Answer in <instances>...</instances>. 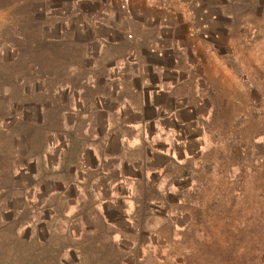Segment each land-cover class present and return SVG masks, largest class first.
Wrapping results in <instances>:
<instances>
[{
  "label": "rangeland",
  "instance_id": "1",
  "mask_svg": "<svg viewBox=\"0 0 264 264\" xmlns=\"http://www.w3.org/2000/svg\"><path fill=\"white\" fill-rule=\"evenodd\" d=\"M198 1L197 54L216 46L222 74L166 129L158 113L112 112L174 152L115 183L93 153L97 109L124 100L119 73L134 71L103 40L130 35L137 3L0 0V264H264V0Z\"/></svg>",
  "mask_w": 264,
  "mask_h": 264
},
{
  "label": "crops",
  "instance_id": "2",
  "mask_svg": "<svg viewBox=\"0 0 264 264\" xmlns=\"http://www.w3.org/2000/svg\"><path fill=\"white\" fill-rule=\"evenodd\" d=\"M194 1L196 5L200 3ZM136 3L139 9L137 17L129 20L130 35L124 33L109 41L102 38L108 47L119 48L121 60L117 66H126L127 70L132 68L134 71L132 74H125L127 71L119 73L121 86L128 89L124 100L114 109L100 105L97 109L109 116L105 118V131L99 148L102 151L93 153L103 174L109 172L104 163H113L118 176L115 183H138L143 165L148 168L154 166L159 155L173 156L174 152L153 146L157 133L149 131L146 119H126L116 123L110 116L112 112L158 113L156 127L166 129L168 126L161 122L165 114L199 112L200 87L203 88L207 80L214 82L222 74V57L219 51L216 52V46H210L213 50L208 48V57L197 54L200 47L205 48L200 37L205 28L194 24L196 19L193 18L197 14L191 0H137ZM213 18H216V13ZM200 81L203 82L201 86ZM192 95L196 99L190 102ZM132 128H137V131H129ZM164 165L157 166V170Z\"/></svg>",
  "mask_w": 264,
  "mask_h": 264
},
{
  "label": "built area",
  "instance_id": "3",
  "mask_svg": "<svg viewBox=\"0 0 264 264\" xmlns=\"http://www.w3.org/2000/svg\"><path fill=\"white\" fill-rule=\"evenodd\" d=\"M118 1H119V5L122 8V10L130 14L132 11L133 4L137 0H118Z\"/></svg>",
  "mask_w": 264,
  "mask_h": 264
}]
</instances>
